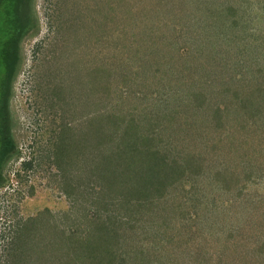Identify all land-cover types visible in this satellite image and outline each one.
<instances>
[{
    "label": "rangeland",
    "instance_id": "rangeland-1",
    "mask_svg": "<svg viewBox=\"0 0 264 264\" xmlns=\"http://www.w3.org/2000/svg\"><path fill=\"white\" fill-rule=\"evenodd\" d=\"M107 1L92 0L93 13L97 19H92L91 23H85L91 20L88 13L87 16L81 15L84 20L78 19L79 27H91V30L85 42L81 35L71 37V40L76 38L77 43H80V47L75 46L74 49L66 43L63 47L58 46L60 38L55 37V27L52 28L50 18L54 0H34L40 17V32L25 39L22 45L23 64L15 79L10 102L12 137L17 150L4 167V180L0 185V264L15 263L12 262L11 253L16 252V239L26 221H32L30 229H26L24 234L27 237V249L33 255H40V259H34V264L44 263L47 259V253L43 255L42 251H33L39 245L48 249L56 246L65 252L62 240L64 232H75L77 238H86L88 223L84 219L91 218L87 213L92 214L96 204L104 206L112 198L105 190L101 194L100 188L104 181L99 179L96 167L99 159L91 160L94 150L89 147L78 151L85 131L91 132L86 137L95 142L94 149L107 130H121L120 139L127 134L133 136L135 128L142 132L139 128L142 125L140 121H129L130 116L126 114L128 107L135 109L139 117L143 110V107L131 106L141 102L134 91L139 90L143 82L138 76L151 79L159 74L163 78L176 74L177 70L183 71L177 60L181 59L182 54L176 52L180 45L183 47L181 50L192 53L189 55L195 56L196 53L200 62L217 60L230 68L229 72L235 77L239 76L236 73L238 69H232L235 65L249 70L244 77L250 78L264 71V0H171V3L166 0H126L135 5V13L142 19L152 18V25L159 20H169L173 28L177 19L179 24H183L180 39L177 36L173 38V31L169 30V33L166 28L155 33L141 20L132 24L129 14L133 6L118 4L119 0H112L110 4ZM85 3L81 0L75 18L82 13L80 10ZM237 19L239 25H235ZM236 27H239V42L230 44L225 41L226 35L231 32L236 35ZM164 31L169 36L165 34L167 40L162 44ZM168 39H174L178 43H167ZM237 44L245 46L247 54L245 50H239ZM68 47L74 57H79L77 63L70 58ZM240 53L244 60L239 59ZM223 69H219L218 73H223ZM229 72L223 76L230 77ZM214 73L217 74V71ZM55 74L57 82L61 77L64 84L69 85L65 87L70 89L68 94L71 90L77 92L70 96L71 104L67 103L69 97L65 100L63 95L59 99L53 95L55 84L51 77ZM188 75H191L190 71ZM197 75L199 73L195 72L184 79L186 83L191 82L192 86ZM202 75L204 80L213 78L210 74ZM262 79L263 77L260 81ZM207 83L210 84H205ZM159 85H152L154 88L144 101L148 104L143 105L147 110H151L154 103L161 107L160 105L171 101L172 90L179 96L184 89L182 85L180 89L168 90L155 87ZM170 85L175 88L179 86L177 83ZM130 87L133 93L129 96L127 89ZM192 88L196 90L198 85L194 83ZM220 89L218 84L213 85L210 91L214 94L210 101L222 102L219 97ZM220 96L223 98L224 94ZM176 100L173 102L179 110H186L183 114L189 111L188 106L200 104H196L195 98L188 102V106L185 105L187 101L181 102L180 98ZM195 106L189 111L192 118L190 123L186 118L163 127L166 129L163 130V137L165 136V140L170 139L173 146V161L179 156L177 152L181 154L180 149L184 154L197 150L196 155L205 149L195 145L202 140L199 138L200 134L197 138H190L200 124L197 112L193 111ZM113 109H116V116L108 120V123V113ZM226 122L227 126L223 129L212 131L210 128L208 134H217V137L225 134V138L229 128V123ZM66 123L72 127L68 137L71 144L67 147L69 150L64 167H59L55 157L62 136L61 128ZM164 124L167 125V122ZM235 124L239 126V123ZM148 125L150 128V124L144 126V134L148 133ZM175 125L182 126L178 134L176 130L179 128ZM205 130L207 129L203 131ZM108 136L112 140L110 131ZM182 137L187 139L185 144L189 143L188 145L184 142L179 145ZM130 143H133L131 137L124 140L122 145L129 146ZM233 146L236 151L228 149V153L234 157L238 154L239 162L234 160L235 163L231 165H239V173L244 176L239 188H234L231 192L223 188H212L205 195L209 208L200 212L201 214L197 212V221L193 219L192 223L191 219L182 218L184 213L181 212L185 209V214L190 212L189 216L194 218L196 208L193 203L203 197L198 187L202 185L200 179L197 183L194 180L197 175H194L187 184H182L183 188L180 186L179 189L172 190L171 197L168 198L170 205L162 214L156 217L137 215V219H124L125 234L121 237L116 252L119 264H264V120H257L256 124L248 122L239 128ZM25 161H28L29 167L19 173ZM207 163H204L203 168L207 169ZM115 176L114 172L110 175L112 178ZM244 186L246 187L242 192ZM106 199L108 201L104 202ZM213 200H216L217 205ZM177 202L184 204L180 208ZM171 204H176V210L171 208ZM180 229H195V246L215 251L214 258L202 261L201 256L197 257L195 252L191 257L187 255L179 260L175 256L176 252H173L175 245L168 238L174 237ZM179 239L175 236L173 241ZM215 241L217 244L213 243ZM221 253H225L224 262L219 261L218 255ZM207 254L212 256L214 253ZM160 256H164L166 260Z\"/></svg>",
    "mask_w": 264,
    "mask_h": 264
},
{
    "label": "trees",
    "instance_id": "trees-1",
    "mask_svg": "<svg viewBox=\"0 0 264 264\" xmlns=\"http://www.w3.org/2000/svg\"><path fill=\"white\" fill-rule=\"evenodd\" d=\"M111 1L112 0H108L107 3L110 4ZM166 1L167 3H171V0ZM82 2H86L81 7L80 11H82V13L75 18L74 15L76 9H79L81 6V0H54L50 18L52 20V28L53 26L55 27L54 35L56 38H60L58 45L59 48L65 46V43L70 46V48L75 49V46L80 47V43H77L76 38L71 40L72 36L79 37L78 35H81V39L84 40L83 42L87 41V34L90 33L91 27H79L78 19L84 20L81 15L87 16V13L91 20H88L85 23H91L92 19L97 18L96 14L93 13L92 0H82ZM118 4L133 6L132 10H130L131 13L129 14V20H132L130 21L132 24H135V21L141 20V22L147 23L149 28L155 33L157 30L163 31V28H166L168 32L169 30L173 31V38L177 36L178 39H180V36L183 33V24H179L177 19L173 28H171V21L169 20H159L155 25H152V18H148V20L142 19L135 13L134 4L128 3L126 0H119ZM239 24L240 22L237 19L235 25ZM86 26L87 25H85V27ZM236 29L238 32L236 35L233 32L226 35V42H229L230 44L232 42H239V27H236ZM167 31H164L163 33L161 40L162 44L164 43V40H167V37L165 36ZM38 32H40V17L37 15L34 0H0V185L4 180V167L17 150L14 138L12 137L13 118L10 109V102L14 92L15 79L23 64L24 58L22 45L25 39ZM185 33L184 35H186ZM240 38L242 39V37ZM53 42L54 40L51 43ZM168 42L172 44L178 43L174 41V39H168L167 43ZM189 42L193 43L191 41ZM237 45L239 50H242L243 52L245 50L247 54L245 46L241 47L239 44ZM70 48L68 47L69 56L75 63H77L79 57H74V53L70 51ZM182 48V45H180L176 49V52L182 54L181 59L179 60L177 58V60L179 61V65L182 66L181 69H183V71L177 70L176 74L174 73L171 76L163 78H161L159 74L151 79L138 76L144 83H141V88L139 87V90L134 91L141 98V102L138 104H132L131 106L137 105L135 107H143L140 114L144 116L142 117L140 115L139 117V113L130 107H128L129 110L127 109L128 112L126 111V114L130 116L129 121L135 119L140 121L142 125H140L139 128L142 132H139L138 128H135L133 136L127 134L120 139L121 130H107L98 140V145L94 149L93 146L95 142H92L86 137V135H90L91 132L85 131L83 141L81 140L78 146V151L79 149L82 150L89 147L94 150L93 154L91 153L92 156L90 155L92 157L91 160L95 158L99 159L98 162L96 161V167L97 170H99V179L104 181L100 188L101 194L105 190L112 200L109 203L106 199L104 202H107V204L104 203V206L101 207L96 204L93 213L90 215L87 213L91 218L84 219V221L88 223V234L86 238H77L75 232L63 233L62 240L65 252L62 248L60 249L56 246L48 249L45 248V246H40L38 244L39 247L33 249V251H42L41 253H43V255L47 253V259L45 262L38 264H119V256H117L116 252L117 246L120 243L119 241H121V237L125 234L124 228L126 221L124 219H137V215L156 217L162 214L168 205H170L168 198L171 197L170 194L172 190L176 188L179 189L180 186L183 188L182 184H187L189 180L193 179L192 176L194 175H197V178L194 179L197 180V183L200 179L202 185H199L198 187L200 188L203 197L202 199L199 197L200 200L198 199L193 203V207L196 208L194 209L196 212L194 218L189 216L190 212L186 215L184 212L185 209H182L181 212L184 213L185 216L182 218L191 219L190 222L192 223L193 219L197 221V212L200 213L206 208H209V203L205 200V195H207L208 192H211L212 188H223V190L228 192L233 191L234 188H239L240 181H243L242 179L244 176L239 173V165H235L234 167L231 165L235 163L234 160H238L239 162V155L236 154L235 157L230 155L228 149L233 152L236 151V147L233 146V143L235 142V135L239 131V128L243 127L248 122L250 124H256L257 120H264V71L262 70L261 73L255 74L250 78L244 77L249 70L245 69L243 66L241 67V65H235L236 68L232 67V69H238L236 73L239 75L238 77H235V75L229 72L231 71L230 68L221 65L217 60L212 59L211 61L200 62L196 53L195 56L189 55L190 52L181 50ZM83 49L84 47L81 48V50ZM239 59L244 60L241 53ZM245 66L247 67V65ZM222 68H224L223 73H218L219 69ZM159 70L160 69L158 68L157 71ZM189 71L191 75H188ZM216 71L217 74L214 73ZM195 72L199 73V75H197L196 82L193 80L192 84L194 85V83H196L198 89L193 90L191 82L186 83L185 79H187L186 76L189 78V76L194 75ZM228 72L231 73L230 77L227 78L223 76V74ZM202 74H210L213 78H206L207 80H204ZM182 76L184 77L182 78ZM222 76L223 78H221ZM56 77V74L54 77H51L52 82L55 84L52 89L53 95L58 99L63 95L65 96V100L69 97L67 103L71 104L72 101H70V98L72 99V97L70 96L77 92L71 90L68 94V90L70 89H65V87H69V85L66 83L64 84L61 77H59V81L57 82L55 80ZM261 77H263V79L260 81ZM204 82H210V84H205ZM156 83L160 84L159 86H155L156 88L163 87L166 90L180 89V86L182 85L184 89L179 96H176L174 93L177 92L172 90L171 97H173V99L171 101L165 102L160 105L161 107L154 103L151 107L152 109L147 110V107L145 108V106H143L144 104H147L144 101L147 99V95L151 92V89L154 88L152 85H156ZM170 83H177L179 86L176 88L171 87L172 85L169 86ZM214 84H218L221 88L219 97L223 103L210 101L212 94H214L210 89ZM121 91L124 93L123 89ZM127 92H130L129 96L133 93L131 87L127 89ZM159 92L161 91L159 90ZM221 94H224L223 98L220 96ZM179 98L181 102L187 101L186 104L183 103L186 106H188V102L193 98L196 99V104L200 102L197 106L193 105L187 107V109H191L195 106L193 111L197 112L198 119H200L199 127H197L198 129L190 138L192 140L197 138L200 134L199 138L202 140L195 145L197 148L203 146L205 149L198 152L197 155H200V157L196 155L197 150L193 153L192 151H189L184 154L180 149L181 154L177 152L179 156L173 161L171 159V156L173 155V146L170 143V139L167 138L165 140V136L163 137V130L170 125L171 122L175 124L177 121L181 122L186 118H188V123L192 121V118L189 115L190 109L187 111V114H183V111L186 110H179L177 104H174L173 101L176 99L179 100ZM160 113L162 115H156ZM108 116L107 122L110 123L108 120H112L113 117L116 116V109L109 112ZM203 117H205V120H203ZM154 121L157 123H154ZM226 121L229 123V128L225 138V134L219 137H217V134H208V129L210 128H212V131L223 129V127L227 126ZM166 122L167 125L164 124ZM235 123H239V126ZM145 124H150V128L149 125L147 126V134L143 133ZM151 126H153V128H151ZM175 127L179 128V130H176V134H178L182 126L175 125ZM204 129L207 130L203 131ZM109 131L111 132L112 140L108 136ZM71 132V125L66 123V125L62 126V136L58 142L56 151L57 155L55 157V162L59 167H62L65 163V157L67 156L66 153L68 152L67 150H69L67 147L71 144L68 141ZM129 137L132 138L133 143H130L129 146H123V141ZM186 140L185 137H182L178 142L179 145L183 142L185 144ZM194 141L195 140H193V142ZM188 144L189 143L185 145ZM206 161H208V163ZM214 161L217 162L213 164ZM27 162L28 161H25L23 163L22 168L18 171L19 173L23 172L22 170L28 169L29 164ZM204 163L208 164L207 169L203 168ZM197 164H199V167ZM112 172H114V176L115 174L117 175L115 178L110 177ZM245 187L246 186L242 188V192ZM213 201L214 204L217 205L216 200ZM179 204L181 208L184 203ZM171 208L176 210V204H171ZM164 223H166V219H164ZM202 223L203 222H201V224ZM29 224H32V221H26L22 225V229L17 236V243L14 246V250L18 253H11L12 262L14 263L15 261L14 264H34L35 260L40 259L38 257L40 256L38 255L39 253L33 255L27 249V237L24 236V234L26 229H30ZM191 228H193V224ZM189 231L186 229H180L177 231L175 236H178L180 239L176 241H173L175 236H169V242H173L175 245L173 248V252H176L175 256H178V259L180 260L186 258L187 255L191 257L190 255L196 252V255H198L197 257L201 256L200 258L202 261L208 260V258H214L215 251L212 252L208 248H203V246H195L196 243L194 239L197 237L196 230L191 229ZM213 243L217 244V241ZM214 246L217 247L216 245ZM207 252L214 254L211 256L208 255ZM174 253L171 252L172 255ZM160 258L166 260L164 256H160ZM218 258L219 261L223 260L224 262L225 253L219 254Z\"/></svg>",
    "mask_w": 264,
    "mask_h": 264
}]
</instances>
